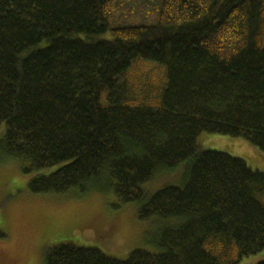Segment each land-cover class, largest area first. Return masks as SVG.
I'll use <instances>...</instances> for the list:
<instances>
[{"label":"trees","instance_id":"obj_1","mask_svg":"<svg viewBox=\"0 0 264 264\" xmlns=\"http://www.w3.org/2000/svg\"><path fill=\"white\" fill-rule=\"evenodd\" d=\"M152 65L148 78L157 65L167 83L147 97ZM3 126L0 154L28 162L27 175L62 166L33 179L34 194H114L138 204L142 220L173 222L160 229L158 253L118 261L63 243L45 264L258 255L264 173L197 141L230 136L264 153V0H0ZM183 165L182 187L146 198L143 185Z\"/></svg>","mask_w":264,"mask_h":264},{"label":"rangeland","instance_id":"obj_2","mask_svg":"<svg viewBox=\"0 0 264 264\" xmlns=\"http://www.w3.org/2000/svg\"><path fill=\"white\" fill-rule=\"evenodd\" d=\"M152 68L154 65L145 67L147 78L142 82L144 85L146 79L151 82L146 88L142 84L146 90L150 87L147 97L160 95L167 83L166 70L157 65L148 78ZM5 129V126L0 128V139ZM197 146L202 152L215 151L242 159L254 171L264 173V153L244 139L203 133ZM28 165V162L0 154V264H45V251L63 243L97 249L118 261H127L138 250L158 253L155 242L160 229L172 221L156 217L142 220L138 204H124L114 194L95 192L85 198L70 194H34L30 182L62 166L27 175L23 168ZM184 170L183 165L143 185L146 198L167 187H182ZM261 262H264V251L239 264Z\"/></svg>","mask_w":264,"mask_h":264}]
</instances>
